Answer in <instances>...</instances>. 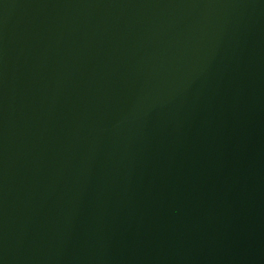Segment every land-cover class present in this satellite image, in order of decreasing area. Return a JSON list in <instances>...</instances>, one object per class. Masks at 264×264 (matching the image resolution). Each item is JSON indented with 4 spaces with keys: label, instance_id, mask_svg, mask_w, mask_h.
<instances>
[{
    "label": "water",
    "instance_id": "obj_1",
    "mask_svg": "<svg viewBox=\"0 0 264 264\" xmlns=\"http://www.w3.org/2000/svg\"><path fill=\"white\" fill-rule=\"evenodd\" d=\"M0 264H264V0H0Z\"/></svg>",
    "mask_w": 264,
    "mask_h": 264
}]
</instances>
